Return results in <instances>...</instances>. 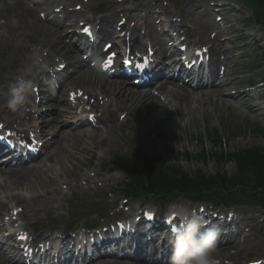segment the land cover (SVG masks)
<instances>
[{
    "label": "rangeland",
    "instance_id": "rangeland-1",
    "mask_svg": "<svg viewBox=\"0 0 264 264\" xmlns=\"http://www.w3.org/2000/svg\"><path fill=\"white\" fill-rule=\"evenodd\" d=\"M102 1H104L107 4V7L109 8V13H114L115 5L120 4V3H117V0H96V3L93 4L94 3V0H93L92 3L89 4V10H93L96 7V5H98V3ZM79 2H81V0H78V3ZM109 4H113V5L108 6ZM1 18L2 17H0V19ZM191 26L196 28L195 23L191 22ZM16 29L17 28L14 27V30ZM50 33H52V30L50 28H46V26L41 25L38 27L37 30L31 31V33H27L25 37H21L20 40L21 42H24L26 46H30L33 44L31 42L33 40H36L39 42L47 41L50 37L49 36ZM56 38H57L56 35L52 36V39H56ZM48 44H49V47H52L53 45V44H50V42ZM53 50L58 51L59 53L66 52L65 50H61L60 48H58V50L56 48H53ZM21 55H23V52H20L18 49L15 48V45L13 47L11 43L6 42L4 40V37L0 36V70H1V67H10L15 60H19L18 58H20ZM29 65H30L29 63L25 62L20 67L24 69L26 66H29ZM17 71H19V69L8 70V71L3 72L1 76L3 78H8L10 76L16 77L15 74ZM83 80L86 84L93 85V86L95 85L99 86V84H96L94 80H91V78L89 81L86 78H84ZM81 82L83 81L81 80ZM198 106H199V109H196L199 112L197 116L198 119H196V115L193 118L196 124L190 123L189 125L185 127H177L173 129L171 128L169 130L170 122H163L160 119L162 122L160 121L157 126L155 124L153 125L156 126L157 128L159 127V130L162 131V132L159 131L161 135H158L157 131H154V132L151 131V129L153 128L151 125L148 131L149 135L144 136L141 143L136 144L134 147L140 150L143 148L144 150L143 154H145L146 156L161 155L162 158H166L167 160H170L171 164L176 165V164H179L178 163L179 159L185 160V156L184 155L182 156V154L190 153V155H195L194 153H198V151L201 150V146L197 141L200 139L201 133H206V136H204V140L206 139L204 142L205 149H207L206 151L220 152L224 149V147L222 149L220 145H214L208 137L212 135L213 130L215 129L214 118H212V115L216 109H218V112L222 114L221 116V118L223 119L222 127L224 128V130L222 129V131H220V134L228 138V141L226 142V144L229 150L245 148V147L247 148L252 145L254 146L255 144L258 146L264 147V137H260V136L258 137L257 135H254V133H252V126L253 124L257 122L251 119V117H248L245 113L235 111L234 109L229 108L228 106L219 103V101L216 102L215 99L207 100L206 102H203V104H199ZM158 111L159 109L156 108L155 113L152 112L151 114L148 115V117L157 118L156 113H158ZM208 124L210 126V129L207 131V129L205 130V127L207 128ZM180 125L182 126L181 123ZM260 125L264 127L263 123H260ZM233 133H239L243 136H239V135L235 137L228 136V134H233ZM153 140L156 141V144H160L157 148H154L151 145ZM121 142H122V147L119 144L120 142L112 145V152L110 153L106 152L104 160L110 159L111 155L113 154V150L118 149V146H119L120 151L125 150V145H124L125 142L124 141H121ZM71 144L72 143L69 142L68 149L71 148ZM170 144L171 146L167 148L168 145ZM150 146H152L153 148H151ZM71 152L72 151L70 150V153ZM83 156H84V153H82V157ZM83 158H81V160ZM213 163L215 162L213 161ZM180 165H182L188 172L201 169L199 167H202L203 170L207 174H210L211 170L217 167L215 164H212L210 166L209 164H204L201 162H198L197 164L196 161H194V159L191 160L190 163L183 161L182 163H180ZM223 169H225L231 175H233L236 170L233 165L224 167ZM61 170L64 172V175L67 176L66 169H61ZM42 177L43 179L32 180L31 184L29 182V184L32 186H28V188H26L27 190H22V193L32 194L33 190L31 188L35 189L38 192H43L47 188L54 187V184L52 185V183H50L49 178H47L45 175H42ZM87 199L92 200L91 195H88ZM57 211L59 214L65 215L67 217L68 205L66 203L62 204L61 208ZM38 218H39L40 223L49 222L48 216L46 215V213H40ZM86 219L89 221H92V220L98 219V216L96 217L95 213H89ZM262 231L263 230H261V232ZM251 239L254 242V246L251 250V252H253L252 255L262 253L264 251V238H261L256 233V236L253 235ZM260 241H263V242H260ZM219 253H221V251H219L217 254ZM242 256H244V258H242L241 261L245 259V254H243Z\"/></svg>",
    "mask_w": 264,
    "mask_h": 264
},
{
    "label": "clouds",
    "instance_id": "clouds-1",
    "mask_svg": "<svg viewBox=\"0 0 264 264\" xmlns=\"http://www.w3.org/2000/svg\"><path fill=\"white\" fill-rule=\"evenodd\" d=\"M31 59L35 65L43 67L38 51L33 52ZM33 74V66H26L10 87L7 106L11 110L23 112L35 86L34 80L30 78ZM206 223L202 217L193 215L175 228L170 240V264H219L216 259L219 229L216 226L205 227ZM202 228L204 231H201Z\"/></svg>",
    "mask_w": 264,
    "mask_h": 264
},
{
    "label": "bare ground",
    "instance_id": "bare-ground-1",
    "mask_svg": "<svg viewBox=\"0 0 264 264\" xmlns=\"http://www.w3.org/2000/svg\"><path fill=\"white\" fill-rule=\"evenodd\" d=\"M31 0H0V15L5 18V21L7 22L5 26L1 27L0 29H3L4 33L6 32L7 37H12L9 42L12 45H15L17 49H23L24 44L18 42L16 38V33H18L16 30L13 29L12 24L17 25V29H20L24 33L26 30L30 31L31 29L36 28L41 24V19L37 16V11L35 8L30 6ZM65 2H68L67 0H64ZM102 29H105L102 28ZM204 30V27L202 28ZM15 37V38H14ZM117 96L121 99L123 96L121 95V91L118 92ZM191 97H193L191 95ZM118 102V101H117ZM178 115L180 118L184 119L188 116L186 111H182V109H178ZM104 145H107L108 141L103 140ZM58 158L57 154H53L51 156V159L54 161ZM18 169H10L9 171H6L8 174V179L12 181L13 183H7L5 184V190L6 192H9L10 200H15L18 198V194L22 192V190L28 188V186H32L31 181L30 184L25 185L29 180H31V176H37L38 171L30 170L27 168L20 169V171H17ZM24 183V186L21 185ZM14 184V185H13ZM3 186V185H1ZM3 187V188H4ZM33 189V188H31ZM21 200V199H18ZM29 203H32L34 205H38L40 203V200L34 199V200H28ZM27 206H32L31 204ZM245 249V248H244ZM0 254V258H1ZM8 264V263H3ZM88 264H111L110 261L104 260V261H94L91 260ZM116 264H122L121 262H117Z\"/></svg>",
    "mask_w": 264,
    "mask_h": 264
},
{
    "label": "trees",
    "instance_id": "trees-1",
    "mask_svg": "<svg viewBox=\"0 0 264 264\" xmlns=\"http://www.w3.org/2000/svg\"><path fill=\"white\" fill-rule=\"evenodd\" d=\"M241 158L242 160L248 161L251 164H264L263 162L264 157L258 155L257 153L254 154L251 152L243 153Z\"/></svg>",
    "mask_w": 264,
    "mask_h": 264
},
{
    "label": "snow or ice",
    "instance_id": "snow-or-ice-1",
    "mask_svg": "<svg viewBox=\"0 0 264 264\" xmlns=\"http://www.w3.org/2000/svg\"><path fill=\"white\" fill-rule=\"evenodd\" d=\"M85 31L87 32L88 29H85ZM114 55H115V54H113V56L108 57L107 61L105 62L106 66H107V65H110V64L112 63V59H113ZM136 67H138V68H143L144 65H143V64H138V65H136ZM172 231H175V228H172Z\"/></svg>",
    "mask_w": 264,
    "mask_h": 264
}]
</instances>
